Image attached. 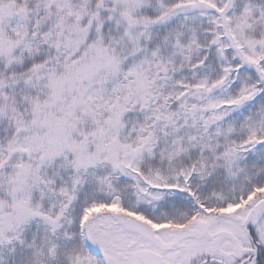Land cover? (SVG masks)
<instances>
[{
    "label": "snow or ice",
    "instance_id": "1",
    "mask_svg": "<svg viewBox=\"0 0 264 264\" xmlns=\"http://www.w3.org/2000/svg\"><path fill=\"white\" fill-rule=\"evenodd\" d=\"M0 264H264V0H0Z\"/></svg>",
    "mask_w": 264,
    "mask_h": 264
}]
</instances>
